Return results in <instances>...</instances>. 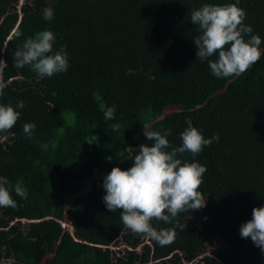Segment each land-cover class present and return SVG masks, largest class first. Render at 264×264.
I'll list each match as a JSON object with an SVG mask.
<instances>
[{"label": "trees", "instance_id": "obj_1", "mask_svg": "<svg viewBox=\"0 0 264 264\" xmlns=\"http://www.w3.org/2000/svg\"><path fill=\"white\" fill-rule=\"evenodd\" d=\"M205 3H236L264 50V0H0V61L7 65L0 63L7 85L0 104L20 112L0 132V177L17 205L0 207V264H264V252L239 232L252 209L264 207V55L239 77L213 76L208 60L196 57L191 23ZM46 7L54 10L51 21L43 19ZM44 30L55 35L53 51L65 46L68 55L67 71L51 78L13 61ZM19 101L24 108H16ZM111 106L115 119L106 121ZM168 107L179 110L157 120ZM189 119L204 138L220 137L196 157L179 156L206 166L198 189L206 206L170 224L153 220L157 231L176 234L161 246L125 228L122 210L106 208L103 177L132 166L123 159L127 146L138 152L153 143L144 126L170 129L167 139L179 147ZM27 123L36 126L31 137ZM213 241L220 247L208 255Z\"/></svg>", "mask_w": 264, "mask_h": 264}, {"label": "clouds", "instance_id": "obj_2", "mask_svg": "<svg viewBox=\"0 0 264 264\" xmlns=\"http://www.w3.org/2000/svg\"><path fill=\"white\" fill-rule=\"evenodd\" d=\"M53 18V8L46 7L43 10V19L51 21ZM245 18V11L236 3H205L192 11L191 23L198 26V35L193 38L197 49L196 57L201 61L208 60L213 76L223 79L239 77L252 69L264 55V50L260 48V36L253 34L250 25H245ZM20 35L17 31L16 36ZM245 36L249 38L245 40ZM54 42L55 35L48 30L27 38L22 48L13 53L14 67L19 69L30 66L41 78H51L57 73L67 71L68 55L65 46L54 52ZM213 56L217 58L209 59ZM0 63L7 66L3 60ZM127 74H133V70L129 69ZM6 86L0 78V96H3ZM24 107L23 101L16 105V108ZM115 111V106L106 108L104 119H115ZM19 118L20 112L11 105L0 104V132L10 131ZM186 123L187 128L180 133L182 144L179 147H173L169 143L167 136L171 134L170 129L161 133L144 126V136L153 143L140 145L138 152L127 146V155L123 159L131 160L132 166L127 170L113 167L103 177V188L106 192L103 202L106 208L111 212L122 210L120 219L125 228L151 238L161 246L173 243L176 234L174 229L157 231L152 226L153 220L170 224L179 213L206 206V199L198 191L207 171L206 166L182 161L179 156L188 152L196 157L205 146H210L213 141L219 142L220 139L219 134L206 139L192 126L190 119ZM35 127L34 123L24 124V134L31 137ZM111 127L113 131L120 130L118 123ZM11 191L12 185L8 179L0 177V207L17 206ZM14 191L21 198H27L26 190L19 185L15 186ZM181 227L185 228V225ZM239 232L241 238H250L264 252V207H254L251 220L243 223Z\"/></svg>", "mask_w": 264, "mask_h": 264}, {"label": "water", "instance_id": "obj_3", "mask_svg": "<svg viewBox=\"0 0 264 264\" xmlns=\"http://www.w3.org/2000/svg\"><path fill=\"white\" fill-rule=\"evenodd\" d=\"M178 110H179V108H176V107H168V108H166V109L164 110V112L159 116V118H158L157 120H163L166 116H169V115L173 114L174 112H176V111H178ZM72 200H73V196H69V197L67 198V200H66V208H65V210L68 209V207H69V205H70V203H71ZM69 217H70V216H69ZM65 222H66V225H67V226H71V224H72V219H71V217L68 219V217L66 216V217H65ZM64 229H68V228L66 227V228H64Z\"/></svg>", "mask_w": 264, "mask_h": 264}, {"label": "rangeland", "instance_id": "obj_4", "mask_svg": "<svg viewBox=\"0 0 264 264\" xmlns=\"http://www.w3.org/2000/svg\"><path fill=\"white\" fill-rule=\"evenodd\" d=\"M67 200V199H66ZM65 227H67V225H64ZM220 247L218 243H216L215 241H213L212 243H207L206 245V249H207V254L211 255L213 250ZM112 248H115V245L112 246Z\"/></svg>", "mask_w": 264, "mask_h": 264}, {"label": "built area", "instance_id": "obj_5", "mask_svg": "<svg viewBox=\"0 0 264 264\" xmlns=\"http://www.w3.org/2000/svg\"><path fill=\"white\" fill-rule=\"evenodd\" d=\"M99 176V173H95L94 174V177H98ZM85 182V188H84V192H87L89 189H90V182H91V180H85L84 181Z\"/></svg>", "mask_w": 264, "mask_h": 264}, {"label": "bare ground", "instance_id": "obj_6", "mask_svg": "<svg viewBox=\"0 0 264 264\" xmlns=\"http://www.w3.org/2000/svg\"><path fill=\"white\" fill-rule=\"evenodd\" d=\"M70 217L68 216V219H69Z\"/></svg>", "mask_w": 264, "mask_h": 264}]
</instances>
